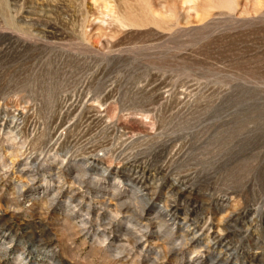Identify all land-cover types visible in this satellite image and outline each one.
Instances as JSON below:
<instances>
[{
  "label": "rangeland",
  "instance_id": "obj_1",
  "mask_svg": "<svg viewBox=\"0 0 264 264\" xmlns=\"http://www.w3.org/2000/svg\"><path fill=\"white\" fill-rule=\"evenodd\" d=\"M22 247L264 264V0H0V264Z\"/></svg>",
  "mask_w": 264,
  "mask_h": 264
},
{
  "label": "clouds",
  "instance_id": "obj_2",
  "mask_svg": "<svg viewBox=\"0 0 264 264\" xmlns=\"http://www.w3.org/2000/svg\"><path fill=\"white\" fill-rule=\"evenodd\" d=\"M43 207H47L48 205L45 204ZM103 246V245H101ZM13 247V244L8 245V250H10ZM33 252H36L37 249L34 248L32 250ZM13 264H29V255L26 247H22L20 251H18L14 256H13Z\"/></svg>",
  "mask_w": 264,
  "mask_h": 264
},
{
  "label": "bare ground",
  "instance_id": "obj_3",
  "mask_svg": "<svg viewBox=\"0 0 264 264\" xmlns=\"http://www.w3.org/2000/svg\"><path fill=\"white\" fill-rule=\"evenodd\" d=\"M187 16V15H186Z\"/></svg>",
  "mask_w": 264,
  "mask_h": 264
}]
</instances>
